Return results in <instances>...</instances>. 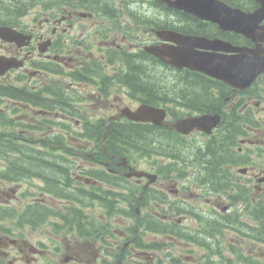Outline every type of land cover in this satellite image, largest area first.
I'll list each match as a JSON object with an SVG mask.
<instances>
[{"label": "flooded vegetation", "instance_id": "obj_1", "mask_svg": "<svg viewBox=\"0 0 264 264\" xmlns=\"http://www.w3.org/2000/svg\"><path fill=\"white\" fill-rule=\"evenodd\" d=\"M15 0H4L9 6L14 5ZM47 0H32V5L42 6ZM232 8H239L244 12H253L259 4L257 0H218ZM52 6L39 15H27L22 18H30L19 24L12 23V26L21 33L28 35L29 40L26 46H17L14 43H4L0 41V50L4 55L17 56L23 58L27 66L23 73L26 76V87L32 91L38 87L32 84V76L36 73L34 67L33 53L41 50L45 46L50 55L56 59L58 94L61 103L64 93L63 80L65 71L73 78L69 87L82 85L79 92L88 94L87 101L92 100L101 104L99 107L91 108L84 104L90 111H82L85 117L111 118L112 103L111 97L114 92L116 100L119 93L124 95V99L131 102H143L159 99V87L152 91L150 99L144 91L135 87V83L140 79H135L133 68L140 72L144 68V60L141 50L146 45L166 44L158 37L159 32L172 31L180 35L202 36L208 39L220 40L231 48L242 50H264V43H256L250 38L240 34L223 30L218 25L210 22H202L198 19L177 12L161 4L159 0H53ZM139 14V15H137ZM149 14V15H148ZM259 27L264 28V19L259 23ZM161 35H166L162 33ZM124 56L122 62L116 60V55ZM47 58V57H46ZM128 59L130 62L128 63ZM128 63V64H127ZM125 74V79L120 77ZM146 67H151V63ZM167 70L177 72L166 67ZM187 73L186 70H178ZM12 73V72H11ZM129 78V79H128ZM133 79L135 82L133 83ZM154 79H158V71L155 69ZM179 79V78H178ZM183 81V79H179ZM261 81V77L258 82ZM115 83V89L112 84ZM214 91L218 93V89ZM145 98V99H144ZM165 98L164 95L162 97ZM250 99L249 96H247ZM264 99V95L260 96ZM259 99V100H261ZM223 104V102H222ZM119 108V104H116ZM213 108L221 109V104L214 105ZM212 108V109H213ZM81 114V112L79 111ZM184 114V116L190 115ZM194 114H196L194 112ZM0 247L7 248L6 240L0 243ZM238 249V246L235 248ZM26 246L20 245L19 252H25ZM29 251H34L31 247ZM249 251V249H248ZM7 252V251H6ZM62 264H79L86 262L95 264V257L92 260H84L79 256V247L65 248L62 245ZM2 254H0L1 256ZM8 256V252L6 254ZM24 255L23 257H27ZM4 257H6L4 255ZM26 264L29 260L22 259ZM66 261V263H64ZM38 262L37 257L35 262ZM138 264L133 254L124 255V259L118 260L117 264ZM31 263V264H34ZM11 264V261H8ZM13 264V263H12ZM144 264H154L147 260Z\"/></svg>", "mask_w": 264, "mask_h": 264}, {"label": "trees", "instance_id": "obj_2", "mask_svg": "<svg viewBox=\"0 0 264 264\" xmlns=\"http://www.w3.org/2000/svg\"><path fill=\"white\" fill-rule=\"evenodd\" d=\"M11 8L12 7H7V9ZM143 60L144 68L142 72H136V69H132L135 79L139 78V74L143 76V80L140 79L137 81V84L135 83L134 85L137 89L144 91V94L147 96L145 98L150 99V95L148 96V94L155 91L157 87L161 88V82H157L154 77L149 75L151 72L154 75L155 69L152 66L146 67L147 64H149V61H147L145 57ZM147 71L149 72L147 73ZM187 78H189V76H187ZM135 79H133V83L135 82ZM166 85H169V83ZM188 87L189 85L186 84V88ZM189 88L191 89V87ZM2 95L23 102H26L28 99L23 90L14 91L10 88H0V96ZM149 104L154 105V103ZM49 105L52 104H40L42 107H47ZM233 111L231 113H233ZM232 116H234V114H232ZM232 116L225 118L221 125L226 140H232L237 135V131L232 127L235 124V120ZM63 125V130L70 132L67 135L59 132L53 134L49 132L46 133L49 125L45 121H39V124L35 126H21V124H18L12 118L9 119L6 116L0 115V181L9 183L38 178L47 181L55 188H59L62 185V182L65 186L64 188L69 186V184L73 182L71 181L70 176L71 171H73L70 166V163H72L70 161V156H76L73 150L68 149L70 147L67 144L69 137L73 140L75 137L89 139V137L92 136L86 133L77 135L72 131L70 126L67 124ZM16 127L17 129L18 127L25 128V130H28V135L19 133L18 130H16ZM6 128H9V130L12 131L4 132L3 129ZM108 136L114 143L120 145L118 151L128 159H134L136 157L149 158L152 155H158L174 161L181 157L182 149H179L178 144L176 143V141L181 139L172 132H169L166 128L147 124H132L129 122L111 123L108 129ZM234 140L235 139L232 141ZM228 147L230 148V145H228ZM58 152H62L63 154L59 155ZM193 155L194 157L199 158L201 154L196 151ZM228 156L229 152L227 151L226 146H216L215 144L210 145L207 148L206 153L201 156L205 159L206 173L212 184H216L215 178H217V175L219 174L217 170H219L221 165L225 166L229 163H241L243 161L242 159L238 160V162L230 161L228 160ZM59 160H62V162L59 163ZM59 177H61V179ZM104 180L111 185L114 182L117 184V180L112 179L111 177H105ZM239 190L243 193L241 188H239ZM66 191L67 190H64V192ZM76 191H78L77 195L72 193L71 195L76 198L74 200L78 205H82L84 200L77 197L80 194L87 195V192L79 187ZM71 195H66L67 197L63 198L71 201ZM89 195L93 198L91 194ZM97 195L98 197L95 196L94 199L105 201L100 197L98 191ZM240 196L242 197L241 202L245 209L243 213L251 215L259 222H263L264 200L259 199L254 203H250L249 201L246 203V200L244 199L246 195L240 194ZM107 197L114 200L118 198L122 199L125 196L123 193L111 191L107 193ZM38 209L45 213L43 207L39 205L28 207L25 211L18 213L19 220L23 223H36L38 219L36 221L31 219H35L39 215V212L36 211ZM4 217H11V213L1 211L0 219ZM213 228L214 227L211 229L215 231ZM263 233L264 231L261 230L260 235H256L255 238L264 241Z\"/></svg>", "mask_w": 264, "mask_h": 264}, {"label": "rangeland", "instance_id": "obj_3", "mask_svg": "<svg viewBox=\"0 0 264 264\" xmlns=\"http://www.w3.org/2000/svg\"><path fill=\"white\" fill-rule=\"evenodd\" d=\"M7 11H8L7 7L1 8L0 9V16L5 14ZM32 11H34V10H32ZM32 11L30 10L26 14L31 16L30 14H31ZM137 15H139V14H137ZM28 19H31V17L28 18ZM0 54H3V50H0ZM148 72L149 71H147V73ZM149 75L154 77L152 72L149 73ZM13 76H15V74H13L11 77H13ZM138 77H139V79L143 80V76L141 74H139ZM42 81H44V79L41 78V82ZM52 84H54V80L52 81ZM123 98H124V95L122 93H119L116 102L119 101L118 104L122 105ZM237 99H238V97L235 100H237ZM124 101H127V100L124 99ZM1 103H2V105H1ZM129 103L130 102H125V104H129ZM0 105L2 107L10 106V102L1 100L0 101ZM100 105L101 104H97V102H96L94 106L95 107H99ZM256 105L258 107V110L256 111V114L258 115V118H259V115H262V116L264 115V103H258ZM136 106H138V105H136ZM11 112H12V110H8L7 111V115L8 116H10V115L14 116ZM50 119L51 120H57L56 116L50 117ZM262 119H264V118L262 117ZM254 135L255 136H250L249 139L250 138H255L256 140H258V139H260L262 141L264 140V123L260 126V128L258 130L254 131ZM188 138H189L190 141L198 140V141L202 142L203 140H206L204 137L197 136V134H194V135L192 134ZM108 143H109L108 145H105V144L101 143V146L103 147L104 150H106L109 154L112 153V154L121 155V153L117 150L115 145H112V143H110V142H108ZM69 145L72 148L75 149V147H73L72 143H69ZM82 145H83V150H84L85 156H81V155L78 156L77 163L79 164V166H81V168H89L90 166L99 167L100 164H99L98 158H94L93 157L89 161H87V159H86V154L87 155L88 154H92L95 151V146L90 145V148H89L87 143H85V142H82ZM167 161L168 160L166 158H162V157H158V160L153 159V158H152V160L151 159L142 158V159L137 161L138 165L136 167H133L131 165H129V166H131L135 170H142V171L148 172V170L154 168L156 164L167 163ZM197 169H198V166L195 163L192 167H188L186 169L184 177H182V178H177L176 177L175 178L174 174H172V177H173L172 179H168V178H166L164 180L163 179H158L157 185H159L161 188H163L167 192L171 190L172 192H168L170 194V196H172L171 198H174L175 196H178L177 195V191H175V193H174V190H178L180 185L191 186V189H189L187 191L188 192L187 196H191L192 193L199 194L200 193V188H199L200 186L195 183L194 178L192 177V175L197 171ZM257 171L259 172L260 176H261V174L264 176V162L262 164H260V169L259 170H255L253 172H250L246 177L252 178L253 179L252 181L256 183V178L254 177V173H256ZM263 176H261V177H263ZM54 178L57 179L56 177H54ZM35 183H36V185H40L41 184V182H39L38 180H36ZM0 185H1L0 186L1 187L0 188V194H1V196H3V197H1V200L2 201H6V199L7 200H11L12 198L16 199V200H13L10 203V205L16 207L17 209L22 208V206L24 205V202L23 201L21 202L19 200L21 192L25 188H28L29 190L31 189L32 192H34V190H35L34 188H30L29 184H26L25 188L20 183H18V184H2V183H0ZM70 190L74 191L75 189H70ZM189 194H191V195H189ZM17 198H19V199L17 200ZM41 199H42L41 201H44V203H46L47 205L52 204L53 205L52 207L55 208V209H58L59 207H61L62 205L65 204V202L63 200L52 201L51 203L50 202L47 203L44 200V199H47V198L42 197ZM28 201H32V200L29 199ZM53 202H55V203H53ZM226 203H227L226 199H219V204L221 206H225ZM96 204L97 203L94 202L93 205H91V206L88 205V206H86L84 208L83 214H85L87 217H89L88 219H85V220H89L91 217H94V216H95L94 218L100 217L102 210L99 207H95ZM197 204H199V202H197ZM140 211L142 213L148 212L147 208L146 209H140ZM125 221L127 222V224H130V222H128L127 220H125ZM54 222H58V219L55 218ZM127 224L125 222L121 223V225H123L125 227H127ZM121 225H118L117 228H116L118 232H120L121 229L123 228ZM3 226H6V225L3 224ZM111 226H113V224ZM63 229L64 228H61L57 232H54L53 231V227L51 228L47 224H44V225H42L41 227H39V228H37L35 230H31V229H24L23 230L21 228L14 227V233H15L14 236H17V238L19 239V241L17 240L16 244H18V245H23L24 244L26 246L27 250H26L25 253H27V254H32L30 251H28L29 248L31 246H35V244L39 243L41 245V248H43L44 250L47 251V257L45 259L49 260L51 262L53 261V255L51 254V250L53 248H56L60 244H62V242L65 243V245L72 246L73 248L79 247L81 249V251H82V252H79V253H84V252H86L88 250L92 251L94 249V245H92V243L94 244V242L91 241L94 238H81V237L78 236L79 235L78 232H75L74 234H72V233L69 234L66 231H64ZM231 238H234V236L231 235V234H225V236L223 237L225 242L229 241ZM232 242H235V241H232ZM227 243H224L223 246H221V248H220L221 252L223 254H226V255L228 254L227 250H225L226 246H227L225 244H227ZM238 243H239L238 248L241 249V250H245L246 246L248 245V241H238ZM95 246L98 247L97 244H95ZM114 246H116V244H114L113 247ZM17 249H19V246L9 247L8 250L3 249L4 251L8 252V256L5 255L6 257H4V256L1 255L0 256V264H8V261H11V264L12 263L13 264H26L24 262V260H22V259L29 260V264L35 262V258H36L35 256L22 257L19 254L14 256V254H12V252L13 251H17ZM260 249H261V245H256V250L259 251ZM18 252H19V250H18ZM196 252H197V255L199 257H201V256L204 257L206 255L204 251H196ZM145 253L146 254H150L148 251H145ZM153 253L155 254V256H158L160 258L162 257V252H153ZM215 257H213V259ZM188 259H190V258L188 257ZM39 260H43V257L40 258ZM143 260L146 262L145 259H143ZM109 261L112 262L113 264H115L117 260L109 259ZM34 264H40V263L38 261V262H36ZM95 264H97V262H95ZM124 264H125V262H124Z\"/></svg>", "mask_w": 264, "mask_h": 264}, {"label": "water", "instance_id": "obj_4", "mask_svg": "<svg viewBox=\"0 0 264 264\" xmlns=\"http://www.w3.org/2000/svg\"><path fill=\"white\" fill-rule=\"evenodd\" d=\"M180 5V6H179ZM178 7L184 6L177 4ZM238 22L245 18L240 14ZM246 20V19H245ZM5 32H0L1 37H7ZM193 45H199L194 43L195 39H192ZM151 51L154 55H161V51ZM167 57L166 60L162 59L166 63L172 64L176 67L189 66L192 69L202 71L217 79L223 80L226 83L231 84L234 87L243 89L247 87L255 77L264 70V61L258 59H247L246 61H240L239 63H228L223 61H214L211 63L208 59L195 58L191 50H171L164 54ZM169 58V60H168ZM190 62H195L191 64ZM20 64H15L11 59L0 57V76L3 75L8 69L18 67ZM126 116L134 121L152 122L154 124H160L164 118V111L150 106H142L136 112L125 111ZM219 122L218 117L204 116L199 118H191L186 120H180L175 123L172 128L178 130L181 133H188L193 128L205 131L209 133ZM135 176H140L139 173H133Z\"/></svg>", "mask_w": 264, "mask_h": 264}]
</instances>
